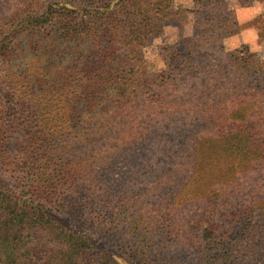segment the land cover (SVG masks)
<instances>
[{"label":"trees","instance_id":"16d2710c","mask_svg":"<svg viewBox=\"0 0 264 264\" xmlns=\"http://www.w3.org/2000/svg\"><path fill=\"white\" fill-rule=\"evenodd\" d=\"M192 3L191 50L164 46V69L149 74L142 49L162 29L161 3L0 0V264H117L105 245L129 264H264L263 246L233 257L236 235L205 255L217 227H175L147 207L190 163L214 172L207 208L264 169V61L225 50L237 22L220 0ZM246 201L230 214L248 239L261 232Z\"/></svg>","mask_w":264,"mask_h":264},{"label":"rangeland","instance_id":"374dc122","mask_svg":"<svg viewBox=\"0 0 264 264\" xmlns=\"http://www.w3.org/2000/svg\"><path fill=\"white\" fill-rule=\"evenodd\" d=\"M10 1V0H9ZM163 4V11L167 12V15L162 21V29L156 38L145 46L143 50V65L149 74L160 73L163 69V63L160 60L158 53L164 46H173L179 44L180 47L191 50L193 43V33L195 30V16H193L194 8L192 0H142V6L151 7L157 4ZM9 5H12L10 2ZM160 5V4H159ZM166 8H165V7ZM220 9L222 13H233L237 22V32L235 35L226 38L223 41L225 50L231 51L241 46H245L251 53L257 55L258 59L264 61V3L253 2L249 7H241L236 0H220ZM197 111V109H195ZM188 120V118H185ZM162 123L156 124V127H162ZM189 125L185 126L188 127ZM169 131L172 133V127ZM162 131H168L162 129ZM188 169H179L180 173L173 180L170 181L169 186H159L154 189L158 198H163L162 201H155L147 203L149 209L160 210L161 215L167 216L170 223H173L175 227L185 226L197 222V219L202 220V228L217 227V231L213 236V245L211 249L203 250L205 255H215L219 253L223 248H226L229 239L233 236H237L241 241V249H237L238 253L233 254V257L242 259L247 263L251 259V255H254L255 248H264V169H260L252 175L251 178L240 179L239 186L235 189L229 188L223 198L217 200L216 205L213 208H207L212 206L207 203L205 197H201V192H204L205 187L207 191L212 190L213 185H209L210 176H213L214 172L206 171L203 173L201 168L197 165V171ZM223 169L225 166H222ZM224 171V170H223ZM200 174V175H199ZM2 176V175H1ZM3 178V177H2ZM151 178V179H150ZM159 180V177L150 176L145 181V185L149 188H154L155 185L150 181ZM139 180L135 181L130 189L131 194H137L141 191V187L138 186ZM149 194L150 200L154 201L156 198L152 195V192H148L144 197ZM148 196V197H149ZM211 196V195H208ZM147 197V198H148ZM246 198H251L253 204L256 203V216L251 222L250 227L252 232L259 233L258 236L252 235L250 238L245 239L246 236L241 235L238 222L232 219L230 212H237L241 206H245ZM165 199V201H164ZM176 199V201H175ZM251 202V201H250ZM252 203V202H251ZM212 210V218H201L203 211ZM3 216H0V221ZM225 237V239H221ZM249 237V236H248ZM243 238V239H242ZM252 238V239H251ZM221 239V240H220ZM251 239V240H250ZM201 248L204 243L200 241ZM197 248V247H195ZM105 253L108 254V258L117 264H129L126 259L119 258L114 254V250L108 245L103 247ZM197 252H195L196 254ZM200 252L197 253V258Z\"/></svg>","mask_w":264,"mask_h":264}]
</instances>
